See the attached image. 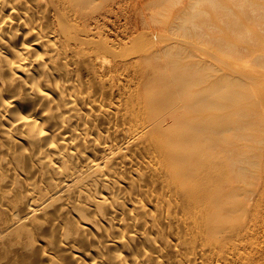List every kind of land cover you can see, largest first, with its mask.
<instances>
[{"label":"bare ground","instance_id":"obj_1","mask_svg":"<svg viewBox=\"0 0 264 264\" xmlns=\"http://www.w3.org/2000/svg\"><path fill=\"white\" fill-rule=\"evenodd\" d=\"M166 4L0 0V247L37 264H264V97L213 68L211 12L233 9ZM244 39L231 54L264 66Z\"/></svg>","mask_w":264,"mask_h":264},{"label":"rangeland","instance_id":"obj_2","mask_svg":"<svg viewBox=\"0 0 264 264\" xmlns=\"http://www.w3.org/2000/svg\"><path fill=\"white\" fill-rule=\"evenodd\" d=\"M166 1V9L164 10V14L168 15L170 13L169 4L173 6V0H162ZM223 5L230 7L232 12L228 8L217 9L215 7L214 12H211L212 21L215 24L216 30L213 34L212 45H213V68L215 71L221 70L225 74L230 75L233 79V82L236 83L238 92H242L245 90H250L252 95L255 98L264 97V66L260 65L259 62L253 60V55H247L246 58H236L234 57L229 49V41L230 40H239L242 38L241 42H244V37L249 38L246 39L245 42H250V38L254 37L253 42L250 44L251 48H255L256 50L264 51V39L260 38L257 34H262L264 30V24L259 21H255L252 18H244L247 14L249 15L250 8L262 9L264 12V0H220ZM241 2L245 8V13L242 15L240 11L237 9L236 2ZM168 5V6H167ZM165 6V5H164ZM169 9H168V8ZM176 5L172 10H175ZM208 11V10H206ZM244 25L246 36H242L238 31H231V23L234 21H240ZM121 24V23H120ZM123 27L116 28V31H122ZM244 31V30H243ZM249 36V37H247ZM113 37V36H112ZM221 46H219V45ZM249 44V43H248ZM200 48H205V44L200 42L198 45ZM241 80L247 82L242 83ZM236 101V102H235ZM233 104L237 105L238 100H234ZM254 105H252L253 107ZM260 241L264 247V234H261ZM7 244V243H6ZM9 245V244H8ZM7 245V246H8ZM3 245L0 247V264H37L35 256H26L19 252H15V249L5 247ZM10 249H13L9 251Z\"/></svg>","mask_w":264,"mask_h":264}]
</instances>
